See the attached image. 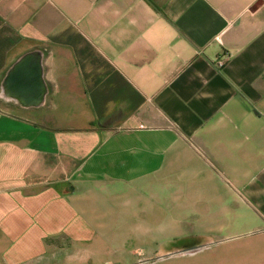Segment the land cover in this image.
I'll list each match as a JSON object with an SVG mask.
<instances>
[{
	"label": "crops",
	"instance_id": "obj_1",
	"mask_svg": "<svg viewBox=\"0 0 264 264\" xmlns=\"http://www.w3.org/2000/svg\"><path fill=\"white\" fill-rule=\"evenodd\" d=\"M0 264H264V0H0Z\"/></svg>",
	"mask_w": 264,
	"mask_h": 264
},
{
	"label": "water",
	"instance_id": "obj_2",
	"mask_svg": "<svg viewBox=\"0 0 264 264\" xmlns=\"http://www.w3.org/2000/svg\"><path fill=\"white\" fill-rule=\"evenodd\" d=\"M6 95L22 106L41 105L48 93L43 75V52L39 49L24 54L8 71L3 81Z\"/></svg>",
	"mask_w": 264,
	"mask_h": 264
},
{
	"label": "built area",
	"instance_id": "obj_3",
	"mask_svg": "<svg viewBox=\"0 0 264 264\" xmlns=\"http://www.w3.org/2000/svg\"><path fill=\"white\" fill-rule=\"evenodd\" d=\"M218 63H219L220 65H223V64H224V59H220V60L218 61Z\"/></svg>",
	"mask_w": 264,
	"mask_h": 264
}]
</instances>
